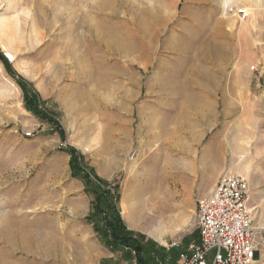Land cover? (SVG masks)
Masks as SVG:
<instances>
[{
	"label": "rangeland",
	"instance_id": "374dc122",
	"mask_svg": "<svg viewBox=\"0 0 264 264\" xmlns=\"http://www.w3.org/2000/svg\"><path fill=\"white\" fill-rule=\"evenodd\" d=\"M224 171L264 225V0H0V264H177ZM21 219L68 245L10 247Z\"/></svg>",
	"mask_w": 264,
	"mask_h": 264
},
{
	"label": "built area",
	"instance_id": "2783aa9c",
	"mask_svg": "<svg viewBox=\"0 0 264 264\" xmlns=\"http://www.w3.org/2000/svg\"><path fill=\"white\" fill-rule=\"evenodd\" d=\"M236 15L243 21L248 12L239 8ZM253 209L248 177L222 172L197 200L196 238L179 252L177 264H264V225L255 224Z\"/></svg>",
	"mask_w": 264,
	"mask_h": 264
},
{
	"label": "bare ground",
	"instance_id": "6f19581e",
	"mask_svg": "<svg viewBox=\"0 0 264 264\" xmlns=\"http://www.w3.org/2000/svg\"><path fill=\"white\" fill-rule=\"evenodd\" d=\"M7 55L11 58V60H13V56L11 54L7 53ZM162 147L165 148V150H166V152H162V154L165 156L163 158L164 159V166L162 168L163 169L162 172L168 173L167 169L173 168V164H174L173 159L169 154V152L172 151V149H171V146H169V145L162 146ZM160 151H161V148H160ZM216 156H217V152H216V149H214L213 153H212V161L213 162H216V160H217ZM158 159H159L158 156L155 157L153 160H151L150 164L154 165ZM146 174H147V172H143L142 175L139 177V179H141V184L138 185V190L140 189L141 191H146L153 186V184H154L153 182H155L156 179L153 181V177H152V179L150 178L149 181L146 182L145 181L147 179ZM155 177L156 176H154V178ZM159 177H161V176H158V178ZM138 190L133 189L130 193H128V195L126 194L127 195V200H126L127 204H126V207H124L122 214L126 218V220L130 223V225L150 229L149 232L151 234H153L154 236H156V238L159 240L160 237H162L161 235L163 233L162 232V225L163 224L158 220L159 218L157 217V215H154V214L150 215V214L144 212L140 207H138L136 205L135 199H136V196L138 194ZM122 204H125V203H122ZM14 223L16 225L15 230L11 234L6 235V237H4L5 239H3V241L7 245H9L10 247H12L13 244H16V245H18V247L22 251L27 252V251H30L32 243L40 242L41 244L44 243L47 245V250H49V252H53V250L56 251L58 249V247H60V246H58L59 244H61L63 246H65L66 244L68 245L67 241H65V240L63 241L62 239H59L52 232L45 233L46 235L45 234L35 235L30 230L26 229L27 224H26L25 220H23V219H21V221H18V222L15 221ZM13 227H14V225H13ZM0 230H2V229H0ZM80 239L86 245V248H88L86 237L83 235V236H81ZM71 240L73 241V239H71ZM88 249H85V252H81L82 257L87 255L86 250H88ZM65 250H66V248H65Z\"/></svg>",
	"mask_w": 264,
	"mask_h": 264
},
{
	"label": "trees",
	"instance_id": "16d2710c",
	"mask_svg": "<svg viewBox=\"0 0 264 264\" xmlns=\"http://www.w3.org/2000/svg\"><path fill=\"white\" fill-rule=\"evenodd\" d=\"M36 94H32L30 97L25 95V107L27 110L31 111L33 114L40 116L41 115V110L37 107V98ZM117 224L120 225L119 219L116 217ZM113 229H115V226H112ZM137 247H140L136 245ZM138 250V248H137ZM139 251V250H138Z\"/></svg>",
	"mask_w": 264,
	"mask_h": 264
}]
</instances>
